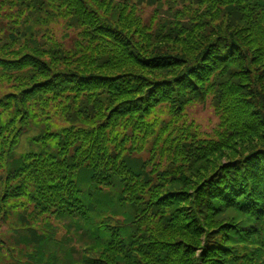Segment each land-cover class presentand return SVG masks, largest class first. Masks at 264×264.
<instances>
[{
  "label": "trees",
  "instance_id": "trees-1",
  "mask_svg": "<svg viewBox=\"0 0 264 264\" xmlns=\"http://www.w3.org/2000/svg\"><path fill=\"white\" fill-rule=\"evenodd\" d=\"M0 85V264H264V0H0Z\"/></svg>",
  "mask_w": 264,
  "mask_h": 264
},
{
  "label": "rangeland",
  "instance_id": "rangeland-1",
  "mask_svg": "<svg viewBox=\"0 0 264 264\" xmlns=\"http://www.w3.org/2000/svg\"><path fill=\"white\" fill-rule=\"evenodd\" d=\"M210 24H206L204 28H201L199 31H197L195 33V35L189 40L188 43L179 45V44H175L172 48L171 46H169V50L172 51L174 49H178L179 51L183 50L187 53H189L190 55L193 56V54H195L201 46L199 44H201L203 41H205L206 39L210 38V35H208L209 33H213V34H217L219 32H228L231 33L233 31H236V29L233 27L234 25L229 24V22L226 24L222 23L221 20L219 18H215L212 20H209ZM54 29L57 28V26H52ZM53 32H57L55 30H53ZM243 32V31H242ZM244 33V32H243ZM61 34L59 33L57 36H60ZM64 46V49L68 46L65 44H62ZM197 50V51H196ZM191 56V57H192ZM256 61V60H254ZM239 66L238 68L241 66L243 67L245 65V61H239ZM249 69H251L252 65L251 63L248 64ZM0 89H3V86L0 85ZM0 90V97L2 95V91ZM193 108V107H191ZM188 113L190 116V118L195 121L196 125L199 127L200 131L205 133H211V130L213 129V127L217 124V118L215 117V114L212 110V108L210 106H197L193 109H188ZM261 135L264 134V130H262L260 132ZM243 140H239L234 142L228 149H226V151H223L222 153H227V151L230 150V148H235V146L238 147V149H242L245 145V142L243 143ZM28 145L26 143H24L23 141L21 142L17 152H23L24 150H28ZM238 151V150H235ZM229 154V153H227ZM220 155V154H219ZM231 155V154H230ZM213 159V158H212ZM197 167L200 168V165H198ZM205 167V164L204 166ZM195 173H201V172H197L195 171ZM195 175V174H192ZM191 175V176H192ZM195 178V177H194ZM187 180L189 181V177L187 178ZM216 219V218H215ZM219 221L223 220L222 216H218ZM76 243V242H75ZM77 244H82L80 240H78Z\"/></svg>",
  "mask_w": 264,
  "mask_h": 264
}]
</instances>
